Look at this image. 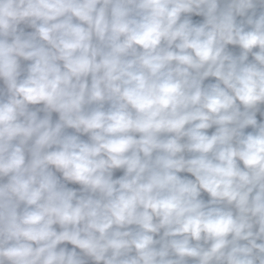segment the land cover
Returning <instances> with one entry per match:
<instances>
[{
    "label": "clouds",
    "instance_id": "clouds-1",
    "mask_svg": "<svg viewBox=\"0 0 264 264\" xmlns=\"http://www.w3.org/2000/svg\"><path fill=\"white\" fill-rule=\"evenodd\" d=\"M0 264H264V0H0Z\"/></svg>",
    "mask_w": 264,
    "mask_h": 264
}]
</instances>
